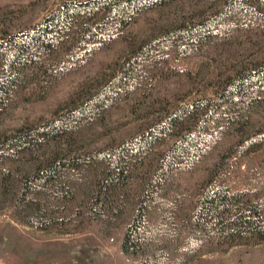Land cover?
Returning <instances> with one entry per match:
<instances>
[{
	"label": "trees",
	"instance_id": "trees-1",
	"mask_svg": "<svg viewBox=\"0 0 264 264\" xmlns=\"http://www.w3.org/2000/svg\"><path fill=\"white\" fill-rule=\"evenodd\" d=\"M8 23L0 202L42 230L109 236L104 264H165L177 224L190 250L230 249L205 264H264V0H67ZM121 102L133 125L80 149Z\"/></svg>",
	"mask_w": 264,
	"mask_h": 264
},
{
	"label": "rangeland",
	"instance_id": "rangeland-1",
	"mask_svg": "<svg viewBox=\"0 0 264 264\" xmlns=\"http://www.w3.org/2000/svg\"><path fill=\"white\" fill-rule=\"evenodd\" d=\"M30 1L37 2L30 4ZM64 1L67 0H0V7H2L0 8V21L5 22L6 20L13 28L23 24L34 25ZM237 47L243 51L250 50L252 43L245 41ZM189 65V69L192 70L191 75H193L196 72V64ZM198 80L195 82L196 85H199ZM176 83V78L168 79L165 83L166 90L165 84L161 83V89L163 92L166 91L165 94L169 99L168 89ZM196 85L194 84V86ZM62 86L63 83L57 87H51L50 90L56 91L55 93L60 95L64 91ZM202 86L201 84L194 88L193 93L197 91L203 93ZM50 90L48 91L52 92ZM188 98L191 96L189 95ZM129 101L133 102L132 99ZM128 104L119 103L120 106L118 105L119 107L114 110L113 114L105 117L103 123H100L102 127L92 134L89 133L90 135L79 143V148L94 145L100 136L107 138L110 134L117 135L124 129L130 128L136 120L134 115L129 112ZM146 107L147 105H142L141 111H145ZM43 109H46V106ZM13 113L16 112L13 111ZM255 158L264 163V149ZM29 167L28 161L24 159L23 162H19L17 169L27 171ZM116 200L121 206L125 203L124 197H118ZM119 221L109 227L110 233L120 228ZM10 224L13 225L12 228L20 239V243L16 246L9 243L7 230L11 228ZM76 228L77 230L72 232H61L52 228L42 230L27 224L20 215H16L5 206L4 202H0V264H104L107 257L114 255L116 248L109 236ZM183 229V225L177 224L173 229V236L163 245L165 264H205L229 258L230 249H225V246L222 245L216 246L209 241L203 246H201L203 243L199 244L200 247L193 250H190V247L182 246Z\"/></svg>",
	"mask_w": 264,
	"mask_h": 264
}]
</instances>
